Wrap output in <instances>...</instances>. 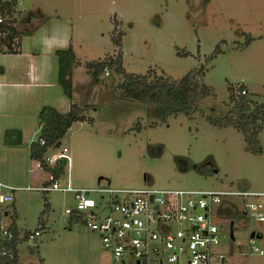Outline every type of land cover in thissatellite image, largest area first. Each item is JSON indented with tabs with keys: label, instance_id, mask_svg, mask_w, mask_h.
Returning <instances> with one entry per match:
<instances>
[{
	"label": "rangeland",
	"instance_id": "rangeland-1",
	"mask_svg": "<svg viewBox=\"0 0 264 264\" xmlns=\"http://www.w3.org/2000/svg\"><path fill=\"white\" fill-rule=\"evenodd\" d=\"M13 2L7 14L13 30L0 37V47L11 50L12 46H5L6 38L20 33L25 16L36 25L29 33H20L18 45L11 38L16 48L23 50L33 40H42L40 24L41 29L53 27L58 39L67 34L66 42L57 44L68 42L72 49L71 98L83 117L69 125L56 148L47 149L50 153L67 147L69 164L58 177L59 185L65 184L68 173L70 184L76 187L264 191V121L250 124L248 131L256 129V139L248 144L232 121L236 116L229 99L230 92L236 94L242 87L257 102L264 101V0ZM112 38L121 45L116 46ZM118 51L124 72L174 80L194 74L189 85H194L195 95L204 94L189 111L171 114L160 112L150 102L129 98L119 86L123 72L86 66L114 57ZM25 149L23 145V167L15 168L14 161L0 153V173L5 174L0 179L20 186L10 201L0 202L1 220L20 231L40 228L35 239L19 243V260L112 264L97 232L63 212L65 206L73 205L69 191L28 188L40 185L47 174L38 167L27 170L33 159ZM89 196L102 203L107 192L90 191ZM242 202L235 195L223 203L221 226L227 231L231 220L234 238L228 241L224 235L220 246L225 250L230 244L241 254L248 245L249 229H254L259 234L254 244L263 252L240 255L237 262L264 264V220L242 213Z\"/></svg>",
	"mask_w": 264,
	"mask_h": 264
},
{
	"label": "built area",
	"instance_id": "built-area-1",
	"mask_svg": "<svg viewBox=\"0 0 264 264\" xmlns=\"http://www.w3.org/2000/svg\"><path fill=\"white\" fill-rule=\"evenodd\" d=\"M7 14L0 9L1 38L13 26L12 18ZM244 91L241 87L240 92ZM38 140L43 142L42 138ZM66 152L67 147L62 145L44 155V162L51 166L56 159L63 157L68 166ZM35 167H42L39 159H34L28 170ZM17 188L20 186L0 179V202L10 201ZM28 188L69 191L73 205L65 206L63 212L97 232L112 264H238L240 255L263 252L254 244L255 238L259 237L254 229H249L248 245L245 252L238 251L241 254L236 253L230 244L223 250L219 241L226 234L228 241L234 238L233 231L232 236L229 233L231 220L227 231L221 226L223 203L232 196H239L243 200L242 213L264 220V203L261 201L264 191L151 186L76 187L70 184L68 173L65 184L59 185L58 177L49 171L44 182ZM90 191H106L107 197L102 203L96 202L89 196ZM250 231H253L252 236ZM39 234V226L20 231L0 218V264H28L19 260L17 247L23 239L32 240Z\"/></svg>",
	"mask_w": 264,
	"mask_h": 264
},
{
	"label": "trees",
	"instance_id": "trees-1",
	"mask_svg": "<svg viewBox=\"0 0 264 264\" xmlns=\"http://www.w3.org/2000/svg\"><path fill=\"white\" fill-rule=\"evenodd\" d=\"M14 0H2L0 9L6 13H10L13 8ZM10 26V32L13 30ZM11 34L6 41V47L10 48ZM116 46H120V40L112 38ZM56 55V80L60 85L62 92L68 98L71 97V84L69 75L72 63L74 62L73 53L70 45L66 47L54 48ZM86 66H94L97 70L105 67L113 68L116 72H123V77L119 86L123 93L132 99L150 102L156 105L162 113H175L183 110L189 111L193 101L201 97L202 93L197 95L193 86L189 85L190 79L194 74H186L174 80L170 76H147L146 74H135L132 72H124L121 67V54L114 56L103 57L95 62H87ZM203 84V83H202ZM204 85V84H203ZM208 89V88H207ZM246 91V90H245ZM243 93H229V99L232 101L230 111L236 116L233 123L243 132L244 139L248 144L255 142L256 129H249L250 124L258 120L264 121V101L257 102L250 95ZM209 93V92H206ZM38 120V135L29 142V156L34 159H39L42 162V167L49 171L54 177H59L65 166V159L60 157L49 166L44 162V153L48 148H56L59 145L60 137L64 134L69 125L83 115L78 112V106L75 102L69 104L66 111L60 112L51 105H41L37 112ZM15 138H10L12 134ZM38 138H42L40 143ZM4 143L19 142V135L13 129H4L2 135ZM55 144V146H54Z\"/></svg>",
	"mask_w": 264,
	"mask_h": 264
},
{
	"label": "crops",
	"instance_id": "crops-1",
	"mask_svg": "<svg viewBox=\"0 0 264 264\" xmlns=\"http://www.w3.org/2000/svg\"><path fill=\"white\" fill-rule=\"evenodd\" d=\"M20 23H22L20 33H29L36 25L32 26L25 16ZM39 25L42 40H33V44L28 48L23 50L21 46L20 49L16 48L20 33L14 36V39L11 37L16 42L15 46L10 38L11 50H5L3 45L0 47V153L5 154V157H10L14 161L15 168L23 167V162H21L24 160L23 145L26 148L27 157L32 158L29 156V142L38 135V120L35 123L38 108L44 104L55 107L57 104L54 103H59L60 107H64L61 108L64 110L60 112H64L73 102L72 95L70 98L62 95V89L57 83L56 55L53 51L54 48L70 45L68 42L57 44L58 42L65 43L68 36L66 34L58 39L53 27L44 25L41 29ZM2 116L9 117L2 119ZM4 129L15 130L19 135V142L4 143L2 141ZM33 134L35 137L32 136ZM15 137L14 133L10 136V138ZM47 152L46 149L44 155ZM32 159L34 161V158ZM5 167H8L7 163ZM40 169L47 174L48 171L43 167ZM28 171L31 172L33 169ZM0 176H5V174L0 173Z\"/></svg>",
	"mask_w": 264,
	"mask_h": 264
},
{
	"label": "water",
	"instance_id": "water-1",
	"mask_svg": "<svg viewBox=\"0 0 264 264\" xmlns=\"http://www.w3.org/2000/svg\"><path fill=\"white\" fill-rule=\"evenodd\" d=\"M54 146H55V144H54ZM229 233H230V235L232 236V227H231V222H230V231H229ZM250 236H252L253 235V231H250Z\"/></svg>",
	"mask_w": 264,
	"mask_h": 264
},
{
	"label": "flooded vegetation",
	"instance_id": "flooded-vegetation-1",
	"mask_svg": "<svg viewBox=\"0 0 264 264\" xmlns=\"http://www.w3.org/2000/svg\"><path fill=\"white\" fill-rule=\"evenodd\" d=\"M232 231H233V229H232Z\"/></svg>",
	"mask_w": 264,
	"mask_h": 264
}]
</instances>
